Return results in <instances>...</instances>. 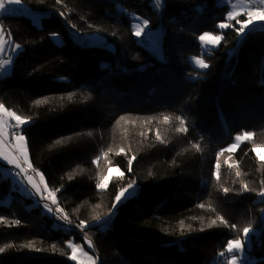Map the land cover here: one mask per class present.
I'll list each match as a JSON object with an SVG mask.
<instances>
[{
    "label": "trees",
    "instance_id": "trees-1",
    "mask_svg": "<svg viewBox=\"0 0 264 264\" xmlns=\"http://www.w3.org/2000/svg\"><path fill=\"white\" fill-rule=\"evenodd\" d=\"M218 1L162 0L156 8L154 0H21L41 14L39 23L24 14L0 15L3 32L22 47L11 72L0 77V104L30 118L23 134L32 169L50 189H61L58 204L72 221L60 225L41 213V204L12 188L0 170V217L6 218L0 247L12 245L0 253V264H75L67 242L86 237L100 264H227L218 254L246 226L253 229L254 259L247 264H264V161L252 150L264 146V27L241 41L226 29L221 43L202 55L198 36L220 34L216 25L229 12ZM132 14L161 32L159 54L134 35ZM94 32L112 47L88 45L82 37ZM193 57L209 68L196 67ZM37 99L47 103L36 105ZM176 116L186 133L176 131ZM245 131L251 140L221 152ZM110 167L125 178L113 175L98 190ZM133 181L135 194L97 224L93 217H105L120 188ZM14 219L21 224L12 225ZM81 220L90 224L83 232L75 226Z\"/></svg>",
    "mask_w": 264,
    "mask_h": 264
},
{
    "label": "snow or ice",
    "instance_id": "snow-or-ice-1",
    "mask_svg": "<svg viewBox=\"0 0 264 264\" xmlns=\"http://www.w3.org/2000/svg\"><path fill=\"white\" fill-rule=\"evenodd\" d=\"M57 3H60L61 0H56ZM223 2V0H222ZM250 7H245L239 11H229L227 13V17L224 22H220L216 25V28L220 30V34H213L212 32H204L203 34L198 36V40L200 42V48L202 49V55L206 54L208 51H210L209 46H218L222 39H223V32L226 29L232 28L234 29L236 36L238 40L244 38L248 31L252 28H254L256 25H260L261 27H264V0H248ZM21 0H0V13H3L5 11L9 10V6L12 5H20ZM154 6L156 8L162 7L161 0H154ZM236 6L233 5V8ZM241 13L246 17L245 19H239L238 17L241 16ZM60 15L63 17L65 13L61 12ZM138 20V23L135 25V31L134 35L137 37H140L142 32L147 28L149 21L147 19L140 20V18H136ZM230 21H235V25H239V27H236L234 24L230 23ZM3 32L2 26H0V33ZM53 38L57 36L56 33L52 34ZM4 37L3 35H0V51H3L5 44L3 43ZM19 44H15L11 51L16 52L20 49ZM193 62L196 67L199 69H207L209 68V65L205 62L204 59L199 57H193ZM11 63V57L8 59H4L3 61H0V69L6 68ZM36 105H41L44 103H47L46 99H37L34 101ZM0 114H5L8 117H10L11 120L15 121V124L12 125L11 129V139L15 142L14 147L16 150V155L10 157L9 155H6L2 152H0V159H3L4 161H7L8 165H13L15 168L19 169V172L16 173L17 176H21L23 174V178L27 180L28 184L32 186L33 189H35L36 194L40 195L42 199L47 200L51 199V205H55V211L53 210V207L50 206V204L45 203L44 208L47 210L48 213L53 214L57 219L65 221L69 224L72 223V221L69 219L68 215L64 213V209L61 208L58 204V200L56 198V193H58L61 189H50L47 184L44 183V178L41 176V183L44 184L43 189H41L38 185L33 183L32 177L28 176L26 173L27 169H32L33 165L29 160L28 155V146L26 142V137L23 134V126L28 125L31 121L30 118L23 117L21 115H18L14 111H10L5 108L3 104H0ZM125 117H120V120H124ZM170 117L165 115L163 117V120L165 123H168ZM176 120L179 121L180 127L176 129L179 133H186L188 131L187 127H185V120L182 118V116H176ZM119 121H117V124ZM19 129V131H17ZM90 134V133H89ZM9 135V129L5 126V121L0 118V145L4 143V138H6ZM253 138L252 132H243L242 134H237L235 136V142L229 145L226 149H221V152L228 151V152H234L238 146L239 143L246 140H251ZM157 139H159V136H157ZM57 144L61 143L60 140L56 141ZM193 147H197L198 145H193ZM253 151L257 153L259 156L260 151L264 150V146L261 145H254ZM111 151V149H109ZM123 151V149H121ZM221 152L217 153V157L221 154ZM104 155H107V152L104 153ZM259 158L264 161V156H259ZM99 159V158H97ZM135 160V157H132L128 161V171H132V164ZM22 161V163H21ZM93 163H96L94 160ZM26 166V167H25ZM219 168L220 165L217 162L216 169L217 172L214 173L217 177V180H219ZM116 172L119 174V178L123 179L125 178V173L121 171L119 168H109L108 173L104 175L100 181L96 184V188L98 190H104L108 187V184L110 180L112 179V173ZM37 175H41L38 171L36 173ZM237 176L240 175L239 172L236 173ZM69 180L72 179V176L69 175ZM136 181H133L132 183H128L126 186L121 187L119 192L115 195L114 201L112 203V207L109 209V213L105 217L95 216L93 217V220L97 222V224H100L101 222H104L106 220H110L111 216L115 214V211L118 209V207L128 198L133 196L135 194L136 189ZM242 188L244 191H248L247 185H242ZM229 191L228 188H224V192L227 193ZM45 193L47 195H45ZM259 195L264 198V191H261ZM200 207H204V205H200ZM264 211V210H262ZM64 213L63 215H61ZM6 218L0 217V223L4 222ZM221 221V223H224L227 225V221L224 220V218L217 217ZM216 221L213 220L212 224H215ZM12 225H19L21 224V221L18 219H14L11 221ZM77 228H79L81 231H85L88 227H90V224L87 221L81 220L78 224L75 225ZM211 227V225H209ZM231 229H237L236 224L228 225ZM253 232V229L250 226H246L242 229V234L240 237H237L235 239H229L226 243L225 250L221 251L218 255L219 257H228L227 264H237V261H241V264H243L246 257H243L241 254L244 252L247 244V240L251 233ZM89 248H92V242L90 240L86 241ZM12 245H5V247H0V253L5 251V248L11 247ZM28 247H31V243L27 245ZM67 247L71 249V255L69 256V259L73 261H77V264H81V262L78 260L77 253L79 252L81 255H83L86 258L87 264H97V258H95L92 255H89L87 252L83 250L79 245L74 244L72 241L67 242Z\"/></svg>",
    "mask_w": 264,
    "mask_h": 264
},
{
    "label": "rangeland",
    "instance_id": "rangeland-1",
    "mask_svg": "<svg viewBox=\"0 0 264 264\" xmlns=\"http://www.w3.org/2000/svg\"><path fill=\"white\" fill-rule=\"evenodd\" d=\"M161 3H162V0H161ZM218 3L219 4H227L228 8H229V11H239V10L245 8V7H250L247 4L246 0H223V2H222V0H219ZM233 5H235L236 7L233 8ZM15 6L19 7V8H23L26 11H28L29 13H24L23 11H20L19 9H15L14 8ZM11 12H14L15 14L27 15L35 23H39V21H40V19L42 17L40 13L32 12L31 10H29V8L24 6V4H22V2H21L20 5L9 6V10L5 11V13H11ZM241 14H243V13H241ZM137 17L140 18V20H143V18L138 16V15H135V14L131 15L132 26H133L134 31H135V25H136V23H138V20L136 19ZM259 27H261V26L258 24L252 29L259 28ZM252 29H250V30H252ZM0 35H3V37H4L3 43L5 44V47H4L3 51H0V56L3 58V60L4 59H8L9 57H11V63L6 68L0 69V75L1 76H5V75H8L11 72L13 57L15 56V54L22 47H20V49L18 51L12 52L11 49H12V47L15 44L12 43L10 38L4 32L0 33ZM161 35L162 34H161V32L159 30H151L147 26V28L142 32L141 36L138 37V39L140 40V42L143 41V38L148 39V42H146V43L142 42L144 44V46H146L147 48L152 50L153 53L159 54L161 52V44H160ZM82 38H83L84 41L85 40L87 41L88 45H95V46H99V47H104L105 46V47H109V48L112 47L111 45L105 43L104 36L101 35L98 32H94V33H91V34H88V35H84ZM53 39L57 43L61 42V38L58 35L55 38H53ZM242 39H240L239 41H241ZM216 47L217 46H209L210 50L214 49ZM201 51H202V49H201ZM191 62L194 64L192 58H191ZM10 111H12V110H10ZM0 118H2L5 121V126L9 129V135L6 138H4V143L2 145H0V152L4 153L6 155H9L10 157L15 156L16 155V150H15V147H14L15 142L12 141L11 134H10L11 133V129H12V125L15 124V121L11 120L10 117H8L5 114H0ZM17 131H19V129H17ZM28 155H29V152H28ZM259 155L260 156H264V150L260 151ZM29 160H30V157H29ZM21 163H22V161H21ZM0 170H1V173L4 176L9 177V180L12 182V188L17 189L21 194L25 195L26 197H31L32 196L34 198V203L35 204H38V203L41 204V206H42L41 207L42 209L40 210L41 213H48L47 210L44 208V204L45 203L50 204V206L53 207V210L55 209V207L53 205H51V199L50 198L47 199V200H44V199L41 198L40 195L36 194L35 189H33L32 186L30 184H28L27 180L23 178V174L21 176H17L16 175V173L19 172V169L15 168L13 165H8L7 161H4L3 159H0ZM14 171H16V173ZM38 172L41 175H37L36 174L37 170L27 169L26 168V173H27L28 176L32 177L33 183H35L41 189H43L44 184L41 183V176H43L45 184H47L46 183V179H45L44 175L42 174V172H40V171H38ZM116 174H118V173L113 172L112 176L116 175ZM45 195H47V194L45 193ZM48 214H50V213H48ZM58 224H60V225H69V223L68 224L58 223ZM87 240H90L92 242V245H93L92 248H89V246H88V244L86 242ZM70 241H72L76 245H79L89 255H92L95 258H97V264H100L101 259H100L99 255L97 254V250H96L94 242L90 238H87V237L84 238L83 242H74L73 240H70ZM249 241L250 240L248 238L247 244H246V248H245L244 252L241 254L243 257H246V259L244 260L243 264L251 263V262L254 261V259L249 256L248 249L251 246ZM77 256H78V260L81 262V264H87L86 258L83 255H81L78 252ZM225 259L227 261L228 257L226 256ZM73 262L75 264H77V261H73ZM237 264H241V261L238 260Z\"/></svg>",
    "mask_w": 264,
    "mask_h": 264
},
{
    "label": "crops",
    "instance_id": "crops-1",
    "mask_svg": "<svg viewBox=\"0 0 264 264\" xmlns=\"http://www.w3.org/2000/svg\"><path fill=\"white\" fill-rule=\"evenodd\" d=\"M22 4H24V3H22ZM24 6H26L25 4H24ZM26 7H28V6H26ZM15 9H19L20 11H23L24 13H29L28 11H26L25 9H23V8H19V7H14ZM30 10V9H29ZM11 13H14V12H11ZM11 13H5V12H3V13H0V15L1 14H11ZM9 38H10V40L12 39V36H11V33H10V31H5L4 32ZM12 41V40H11ZM0 58H2L1 56H0ZM2 61H3V58H2ZM0 77H3V76H1L0 75Z\"/></svg>",
    "mask_w": 264,
    "mask_h": 264
},
{
    "label": "built area",
    "instance_id": "built-area-1",
    "mask_svg": "<svg viewBox=\"0 0 264 264\" xmlns=\"http://www.w3.org/2000/svg\"><path fill=\"white\" fill-rule=\"evenodd\" d=\"M247 1V4L249 5V3H248V0H246ZM249 6H251V5H249ZM0 61H2V58H0ZM15 173H16V171H14ZM54 211H55V209H54ZM61 215H63V213L61 214ZM54 216V215H53ZM54 219L58 222V223H61V224H68L67 222H65V221H62V220H59V219H57L55 216H54ZM79 229V228H78ZM80 230V229H79ZM81 231V230H80ZM83 232V231H82Z\"/></svg>",
    "mask_w": 264,
    "mask_h": 264
}]
</instances>
